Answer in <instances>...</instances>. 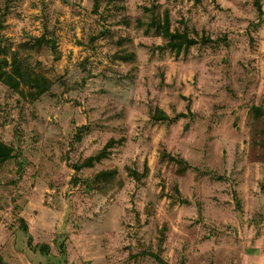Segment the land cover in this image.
Returning <instances> with one entry per match:
<instances>
[{
    "label": "rangeland",
    "instance_id": "374dc122",
    "mask_svg": "<svg viewBox=\"0 0 264 264\" xmlns=\"http://www.w3.org/2000/svg\"><path fill=\"white\" fill-rule=\"evenodd\" d=\"M257 3L0 0L2 57L52 84L32 100L0 83V139L14 149L0 171V264H264ZM153 8L199 43L171 52L149 28ZM110 140L107 158L74 171ZM103 171L117 175L99 182Z\"/></svg>",
    "mask_w": 264,
    "mask_h": 264
},
{
    "label": "trees",
    "instance_id": "16d2710c",
    "mask_svg": "<svg viewBox=\"0 0 264 264\" xmlns=\"http://www.w3.org/2000/svg\"><path fill=\"white\" fill-rule=\"evenodd\" d=\"M196 2H199V0H195ZM257 11L260 16L264 14V11L262 10L261 6L257 3ZM150 12V23L149 28L154 30L156 34L167 41L166 47L173 52L175 55L179 56L182 51L189 49L193 46H196L199 42L195 39H193L188 29H184V31H180L179 29H172V23H171V15L168 10L164 11L161 16L159 11H155L153 8ZM152 12V13H151ZM206 41H210L209 38H206ZM36 44H48L51 47H54L55 40L52 39H46L45 37L36 39ZM3 50H1L0 45V83L6 85L7 87L19 91L22 84L25 86H29L32 91L28 94V96L32 97V100H36L42 95H44L46 92H48L52 86L51 82L47 80L45 77L40 75H33L30 71V69H27L22 66V64L18 61L16 56L13 57L12 61L9 62L8 59H6L3 56ZM120 60L124 62L132 61L135 58L134 53L126 54V55H120L118 57ZM22 94V93H21ZM253 118L256 121L264 119V109L262 107H254L253 108ZM153 119L158 122H165V121H172V119L163 111L157 110L156 113L153 116ZM114 146V141L110 140L106 147L100 152V154L97 157H92L84 161L83 163L79 165H74L73 169L75 172H79L82 169L88 167L92 168L94 166V163H99L103 159L107 158L109 155V152L111 148ZM14 158V149L10 145L6 144L3 140L0 139V171L4 167V165L12 160ZM161 162H170L174 163L178 166H180V171L185 172L187 167L182 165H185V162L182 160H178L168 154L166 151H163L161 153ZM148 173V169L145 166L144 170V176H146ZM133 177H138L136 179H139V175L137 173L132 172L131 173ZM117 175V171H103L97 174L96 180L99 182H106V180L114 179ZM75 183H77V179H73ZM26 234H28V228L25 226L24 229ZM31 237L28 236L29 244H31ZM42 251L46 252L48 251V246H41L40 247ZM158 262L161 264H165L162 262L160 257H157Z\"/></svg>",
    "mask_w": 264,
    "mask_h": 264
}]
</instances>
